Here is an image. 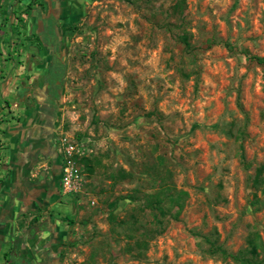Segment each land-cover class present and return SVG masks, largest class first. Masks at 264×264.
I'll return each instance as SVG.
<instances>
[{
	"label": "rangeland",
	"instance_id": "rangeland-1",
	"mask_svg": "<svg viewBox=\"0 0 264 264\" xmlns=\"http://www.w3.org/2000/svg\"><path fill=\"white\" fill-rule=\"evenodd\" d=\"M256 58L264 0H0L10 163L49 134L62 164L49 204L0 241V264H18L14 250L29 264H237L208 251L246 252L253 233L264 245ZM48 163L29 167L35 180ZM167 188L187 195L159 234L148 198Z\"/></svg>",
	"mask_w": 264,
	"mask_h": 264
},
{
	"label": "crops",
	"instance_id": "crops-1",
	"mask_svg": "<svg viewBox=\"0 0 264 264\" xmlns=\"http://www.w3.org/2000/svg\"><path fill=\"white\" fill-rule=\"evenodd\" d=\"M8 81L9 79H6V82ZM9 95V90L0 89V97L3 100V102H0V117L10 112L11 107H5L6 101H4ZM4 119H7V117H4ZM11 129L12 125L8 121L0 123V143H4L2 150H0V161L2 160L5 163L0 164V241L8 240L11 226L18 217L28 219L36 217L38 209L49 204L54 193V188L49 184V175L45 172L40 173L41 180H35L36 171L30 170L29 165H26V161L29 160L26 149L29 145L27 139H23V142H21V150L23 151L19 154L21 158L12 167L9 146H12L15 140L17 142L18 135L11 133ZM22 131H20V134H22ZM50 231L51 229L45 222L31 227L28 234L47 235ZM13 258L18 264H29L25 258L20 259L16 250L13 252Z\"/></svg>",
	"mask_w": 264,
	"mask_h": 264
},
{
	"label": "trees",
	"instance_id": "trees-1",
	"mask_svg": "<svg viewBox=\"0 0 264 264\" xmlns=\"http://www.w3.org/2000/svg\"><path fill=\"white\" fill-rule=\"evenodd\" d=\"M181 41L184 45H188L187 36L183 34ZM259 63L264 64V59L256 58ZM263 168H260L259 174H261ZM92 171V170H91ZM255 178L256 183L263 186L264 192V179L261 176ZM185 192H179L176 196L171 195L169 188L162 190L156 194L149 196L148 207L152 210L154 224L158 228L157 233H162L164 218L171 216L176 218L182 210V202L186 197ZM171 208H176L175 214H171ZM209 253H220L224 258L231 257L237 264H264V245L261 241V237L258 233H253L248 239V248L246 252L240 254H229L225 252L221 247L211 246ZM262 256V258H261Z\"/></svg>",
	"mask_w": 264,
	"mask_h": 264
},
{
	"label": "flooded vegetation",
	"instance_id": "flooded-vegetation-1",
	"mask_svg": "<svg viewBox=\"0 0 264 264\" xmlns=\"http://www.w3.org/2000/svg\"><path fill=\"white\" fill-rule=\"evenodd\" d=\"M51 96L55 95L52 94ZM40 140V142L38 141L37 144H33L30 147L28 152L29 167L32 166V164L38 163L39 159L49 158L47 174L49 175V184L54 188L60 183V170L62 166L61 160L58 159L56 146L53 144V142H51L49 134H47L45 137L40 136ZM40 173L38 176V181L41 180Z\"/></svg>",
	"mask_w": 264,
	"mask_h": 264
},
{
	"label": "built area",
	"instance_id": "built-area-1",
	"mask_svg": "<svg viewBox=\"0 0 264 264\" xmlns=\"http://www.w3.org/2000/svg\"><path fill=\"white\" fill-rule=\"evenodd\" d=\"M71 149L73 150V148ZM70 158L71 154L64 161L62 168L63 187L65 190L70 188V184L75 179L77 171L74 162Z\"/></svg>",
	"mask_w": 264,
	"mask_h": 264
}]
</instances>
